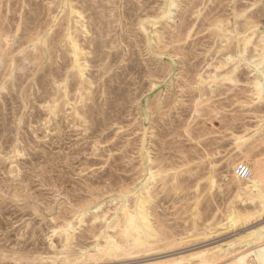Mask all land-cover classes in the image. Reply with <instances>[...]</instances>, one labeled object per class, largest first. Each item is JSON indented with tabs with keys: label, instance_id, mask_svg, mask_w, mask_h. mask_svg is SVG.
<instances>
[{
	"label": "rangeland",
	"instance_id": "1",
	"mask_svg": "<svg viewBox=\"0 0 264 264\" xmlns=\"http://www.w3.org/2000/svg\"><path fill=\"white\" fill-rule=\"evenodd\" d=\"M263 74L264 0H0V264L230 263Z\"/></svg>",
	"mask_w": 264,
	"mask_h": 264
},
{
	"label": "bare ground",
	"instance_id": "2",
	"mask_svg": "<svg viewBox=\"0 0 264 264\" xmlns=\"http://www.w3.org/2000/svg\"><path fill=\"white\" fill-rule=\"evenodd\" d=\"M84 28V27H83ZM244 29V28H243ZM242 31V30H241ZM240 31V32H241ZM245 31V30H244ZM243 31V32H244ZM225 36V35H224ZM222 37V36H221ZM261 40H262V38H261ZM74 46V45H73ZM74 48H76V46L74 47ZM79 48V47H78ZM263 47H261L260 48V50L262 49ZM256 49V48H255ZM78 50V49H77ZM247 50H248V48H247ZM259 51V50H258ZM79 52V51H78ZM80 53V52H79ZM75 54V53H74ZM78 55V54H77ZM254 56V55H253ZM255 57V56H254ZM253 57V58H254ZM245 60V59H244ZM252 61V60H251ZM244 62V61H243ZM245 62H247L246 60H245ZM248 63V62H247ZM246 63V64H247ZM249 64V63H248ZM210 67V66H209ZM259 68V67H258ZM259 69H261V68H259ZM259 71V70H258ZM203 73V72H202ZM82 74V73H81ZM256 74H258V73H256ZM262 74V73H261ZM264 75V74H263ZM81 78V77H80ZM199 78V77H198ZM201 78H202V75H201ZM204 80H205V78H204ZM199 82V81H198ZM199 84V83H198ZM197 84V85H198ZM264 89V88H263ZM203 95V94H202ZM203 97V96H202ZM205 99V98H204ZM203 100V99H202ZM202 100H201V102H202ZM208 101V100H207ZM197 102V101H196ZM200 102V101H199ZM200 102V103H201ZM202 104V103H201ZM197 105H198V103H197ZM195 109V108H194ZM198 113V112H197ZM198 115V114H197ZM188 131V130H187ZM186 132V131H185ZM188 134V133H187ZM189 138V137H188ZM240 153H241V151H240ZM241 155H243V154H241ZM152 164H153V162H152ZM235 164V163H234ZM243 165H245V164H243ZM245 166H247V165H245ZM153 167V166H152ZM248 167V166H247ZM249 168V167H248ZM251 168H249V170H250ZM259 170V172L257 173V171ZM153 171V170H152ZM260 175V176H259ZM147 179V178H146ZM237 180H239V181H245V188L246 189H253V190H259L260 189V186H261V184L263 183V181H264V164L263 165H260V166H258V167H254V168H252L251 170H250V175H249V177H247V179H245V180H240V179H238V178H236ZM212 180V179H211ZM214 183V182H213ZM239 184V183H238ZM214 187V186H213ZM150 188V187H149ZM148 193V192H147ZM257 195H259V194H257ZM148 197H149V195H148ZM260 198H261V203H260V207H261V210H264V200H262V197H261V195H260ZM126 202V201H125ZM232 206V205H231ZM137 208V207H136ZM139 209V208H138ZM140 210V209H139ZM228 210H229V208H228ZM137 212V211H136ZM129 213V212H128ZM127 213V214H128ZM232 213V212H231ZM129 215V214H128ZM242 218V217H241ZM152 219V218H151ZM263 220V219H262ZM130 224V226H131V224L132 223H129ZM208 224V223H207ZM144 225H145V227H146V229L147 230H150L151 231V226L149 225V223L147 222V221H145V223H144ZM260 225V224H259ZM125 226H127V223H126V225ZM133 226V225H132ZM205 226V225H204ZM220 226V225H219ZM218 226V227H219ZM228 227V226H227ZM115 228H117V227H115ZM119 228V227H118ZM126 228V227H125ZM208 228V227H207ZM132 230L131 231H134L135 233H136V237H135V239H136V242H137V244H139V245H144V240H142L141 239V236H140V229L139 228H135V227H132L131 228ZM145 229V228H144ZM219 229V228H218ZM129 230V229H128ZM200 230V229H199ZM209 230V229H208ZM204 231V230H203ZM207 232H209V231H207ZM210 233V232H209ZM257 235H258V237L256 238V239H252V240H249V241H246L245 243H242L241 245H240V248L237 250V255H235L234 257H233V259H231V262L230 263H227V264H264V231H262V229H260V230H258L257 232ZM126 234H128L127 233V231H126ZM125 234V235H126ZM201 234V233H200ZM205 234V233H204ZM239 234V233H238ZM121 235V234H120ZM130 235V234H129ZM145 235V234H144ZM109 236V235H108ZM149 236V235H148ZM192 236V235H191ZM111 237V236H110ZM125 237V236H124ZM145 237V236H144ZM159 237V236H158ZM162 238V237H161ZM111 239V238H110ZM155 239V238H154ZM164 239V238H163ZM133 240V239H132ZM145 241H146V243L147 244H149L150 245V243H149V237L148 238H146L145 239ZM155 241V240H154ZM165 241V240H164ZM178 241V240H177ZM135 242V241H134ZM133 242V243H134ZM153 242V241H152ZM236 242V241H235ZM112 243V242H111ZM157 242H155V244H156ZM162 243H163V241H162ZM130 244V243H129ZM154 244V243H153ZM152 244V245H153ZM119 245V244H118ZM138 245V246H139ZM220 245V244H219ZM148 247V246H147ZM157 247V246H156ZM98 248V247H97ZM121 248V247H120ZM119 249V248H118ZM147 249V248H146ZM165 249V248H164ZM70 250V249H69ZM121 250H122V248H121ZM124 250H125V248H124ZM128 250H129V247H128ZM151 250V249H150ZM169 250V249H168ZM204 250V249H203ZM65 251V250H64ZM149 251V250H148ZM155 251V250H154ZM166 251V250H165ZM164 251V252H165ZM179 251V250H178ZM207 251V250H206ZM215 251V250H214ZM70 252V251H69ZM71 252H72V250H71ZM70 252V253H71ZM98 252V251H97ZM114 252V251H113ZM198 252V251H197ZM67 253V252H66ZM83 253V252H82ZM94 253V252H93ZM126 253H127V251H126ZM148 253V252H147ZM157 253V252H156ZM155 253V254H156ZM171 253V252H170ZM179 253V252H178ZM177 253V254H178ZM204 253V252H203ZM219 253V252H218ZM236 253V252H235ZM154 254V253H153ZM175 254V253H174ZM124 255V254H123ZM164 255V254H163ZM170 255V254H169ZM141 256V255H140ZM152 256V255H151ZM161 256V255H160ZM166 256V255H165ZM176 256V255H175ZM179 256V255H178ZM212 256V255H211ZM224 256V255H223ZM89 257V256H88ZM120 257V256H119ZM118 257V258H119ZM138 257V256H137ZM136 257V258H137ZM153 257V256H152ZM156 257V256H155ZM194 257V256H193ZM197 257V256H196ZM117 258V259H118ZM141 258V257H140ZM144 258V257H143ZM170 258V257H169ZM179 258V257H178ZM122 259H123V257H122ZM148 259V258H147ZM151 259V258H150ZM173 259H175V257L173 258ZM199 261H200V263L201 264H213L214 263V261H213V259L211 258V257H209L206 253L205 254H200L199 256H198V258H197ZM86 260V259H85ZM121 260V259H120ZM124 260H128L127 258L126 259H124ZM146 260V259H145ZM189 260V259H188ZM167 261H169V260H167ZM186 261V260H185ZM184 261V262H185ZM196 261V260H195ZM217 262H219V261H217ZM161 263V262H160ZM175 263V262H174ZM174 263H171V264H174ZM195 263V262H194ZM162 264V263H161ZM188 264V263H187Z\"/></svg>",
	"mask_w": 264,
	"mask_h": 264
},
{
	"label": "built area",
	"instance_id": "3",
	"mask_svg": "<svg viewBox=\"0 0 264 264\" xmlns=\"http://www.w3.org/2000/svg\"><path fill=\"white\" fill-rule=\"evenodd\" d=\"M234 175L236 178H238L240 180H245V179H247V177H249L250 170L247 166H245L243 164H238V165H236V167L234 169Z\"/></svg>",
	"mask_w": 264,
	"mask_h": 264
}]
</instances>
